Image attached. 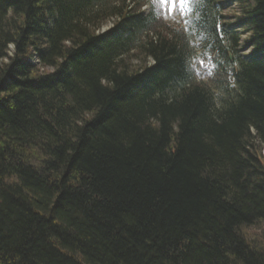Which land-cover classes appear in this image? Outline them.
Instances as JSON below:
<instances>
[{
    "label": "trees",
    "instance_id": "trees-1",
    "mask_svg": "<svg viewBox=\"0 0 264 264\" xmlns=\"http://www.w3.org/2000/svg\"><path fill=\"white\" fill-rule=\"evenodd\" d=\"M145 1L0 0V264H264V0H191L184 34ZM140 40L149 72L111 69Z\"/></svg>",
    "mask_w": 264,
    "mask_h": 264
},
{
    "label": "bare ground",
    "instance_id": "bare-ground-1",
    "mask_svg": "<svg viewBox=\"0 0 264 264\" xmlns=\"http://www.w3.org/2000/svg\"><path fill=\"white\" fill-rule=\"evenodd\" d=\"M57 15H59V12H57ZM252 19H253V17L251 15H247V22H246V26H245L246 28L239 33V37L244 38V37L250 36L251 35L250 31L253 34H255L254 33L255 28H253L251 26ZM107 23H108L107 19H101L100 18V20H97L95 22V24L92 25L93 28L91 27L90 33L93 36H97L99 34V32L104 28V26ZM79 25L84 27L87 25V23L83 21V22H79ZM247 28H249L250 31H247ZM7 48L8 49H7L6 54H5L6 56L3 57V60L13 58V56L15 54V48H14L13 44H9ZM124 55H126V57H121V58L116 57V59H114L112 62H110L111 69L118 70V71L125 69L128 72H130V70H132V73H134L136 75H144L145 72H149L148 71V65H147V60H148L149 56L147 54L145 55L143 53H140L137 57H134L131 54V49H130V50H128V53H125ZM25 58H26V56H25ZM132 59H134V60L132 61ZM158 59H160L165 64H166V62H168V58L165 57L164 55L158 56ZM131 61L133 63L130 64ZM6 63H7V60H6ZM140 88H141V91L143 93V97L146 99H150V100L154 101L155 103L161 102L162 106H167V107L172 106L173 107V105H175L171 101L172 99L170 98V94H168L166 96V95H162L158 91H155L156 87L154 86V82L152 81V79H150V81H141L140 82ZM179 103H176V104L179 105ZM170 128H172V127L170 126ZM253 226H256V225H253ZM252 227L244 228V235L246 233V230L251 229Z\"/></svg>",
    "mask_w": 264,
    "mask_h": 264
},
{
    "label": "rangeland",
    "instance_id": "rangeland-1",
    "mask_svg": "<svg viewBox=\"0 0 264 264\" xmlns=\"http://www.w3.org/2000/svg\"><path fill=\"white\" fill-rule=\"evenodd\" d=\"M152 1L157 3V0H152ZM157 5L164 9V14H163L164 20L163 21L169 23L170 26H174L175 24L172 22L173 19H171L172 17H174V14L172 12L168 11L164 5H161L159 3H157ZM179 10H180V7H179V3L177 0V10L176 11L178 12ZM107 25L108 24H106L104 27H106ZM133 60L134 59H132V61ZM132 61L130 62V64L133 63ZM4 62L6 63V61H4ZM200 64L203 65V62H200ZM35 65H36V67H38L39 66L38 62H35ZM39 70L42 71L43 69H39ZM259 158L261 159V161L264 162V148L261 149V153H260ZM245 236H246V240L249 241L251 246L264 250V222L262 224L253 226L251 229L246 230Z\"/></svg>",
    "mask_w": 264,
    "mask_h": 264
},
{
    "label": "snow or ice",
    "instance_id": "snow-or-ice-1",
    "mask_svg": "<svg viewBox=\"0 0 264 264\" xmlns=\"http://www.w3.org/2000/svg\"><path fill=\"white\" fill-rule=\"evenodd\" d=\"M157 3L164 5L165 8L172 12L173 14L177 10V0H157ZM180 8L184 9L187 11L188 6L191 3V0H178Z\"/></svg>",
    "mask_w": 264,
    "mask_h": 264
}]
</instances>
